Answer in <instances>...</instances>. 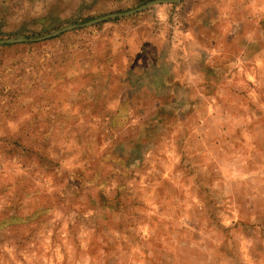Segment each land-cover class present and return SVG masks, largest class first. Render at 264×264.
<instances>
[{"label": "rangeland", "instance_id": "rangeland-1", "mask_svg": "<svg viewBox=\"0 0 264 264\" xmlns=\"http://www.w3.org/2000/svg\"><path fill=\"white\" fill-rule=\"evenodd\" d=\"M0 0V264H264V0Z\"/></svg>", "mask_w": 264, "mask_h": 264}, {"label": "water", "instance_id": "water-1", "mask_svg": "<svg viewBox=\"0 0 264 264\" xmlns=\"http://www.w3.org/2000/svg\"><path fill=\"white\" fill-rule=\"evenodd\" d=\"M164 1H168V0H153V1H149V2H147L145 4H142V5L134 8V9H132V10L127 11V12H123V13H119V14H115V13L107 14V15H104L102 17H97L95 19L89 20L86 23H84L83 25L91 24V23L99 21L101 19L108 18V17H113V16H116V15H127V14H130V13L136 12L138 10H141V9L145 8L146 6H148V5H152L154 3H161V2H164ZM170 1H172V0H170ZM77 26H79V25L70 24V25L64 26V27H62L60 29H57V30H55V31H53L51 33H48V34H45L43 36L37 37L35 39H27V38H24L22 36H19V37H16V38L0 39V43L8 44V43L22 42V41H26V40H41V39H44V38H48V37L57 35V34L65 31V30H68V29H71V28H74V27H77Z\"/></svg>", "mask_w": 264, "mask_h": 264}]
</instances>
